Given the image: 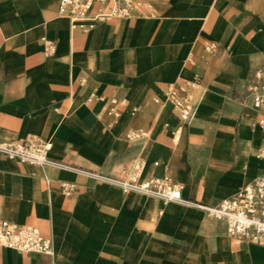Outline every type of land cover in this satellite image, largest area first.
<instances>
[{"label":"crops","instance_id":"1","mask_svg":"<svg viewBox=\"0 0 264 264\" xmlns=\"http://www.w3.org/2000/svg\"><path fill=\"white\" fill-rule=\"evenodd\" d=\"M59 1L0 0V143L50 142L52 162L0 154V219L37 228L54 250L0 245V264H264V244L190 203L218 206L264 176V112L249 94L263 82L264 0H133L131 17L89 31L59 16ZM170 86L188 91L194 119L180 121ZM137 159L142 179L181 184L187 202L86 175L122 177Z\"/></svg>","mask_w":264,"mask_h":264},{"label":"built area","instance_id":"2","mask_svg":"<svg viewBox=\"0 0 264 264\" xmlns=\"http://www.w3.org/2000/svg\"><path fill=\"white\" fill-rule=\"evenodd\" d=\"M96 6L97 9L93 12ZM138 6L133 0H60L58 13L59 16L70 20L74 28L79 27L82 31H89L99 22L131 17ZM54 51L55 45L47 42V53L51 55ZM257 77L263 79V82L259 86L250 87L249 94L252 96L254 108L264 112V73L258 72ZM186 88L192 89L194 84L188 83ZM167 96L182 123L195 118L196 110L188 91L170 86L167 89ZM259 127L264 131V117L260 120ZM179 133L178 130L175 141L179 140ZM50 150V142L35 137L18 142L0 143V154L11 160L40 167L52 164L49 157ZM258 157L264 161V149L258 153ZM158 165V162L154 163V166ZM145 167L144 160L137 159L131 170L122 177L96 172H86V175L96 182L120 188L124 193H139L157 198L164 205L187 202L182 197L181 184L161 177L142 179ZM60 185L66 196H72L77 189L75 184L68 182H61ZM190 203L210 217L226 222L230 235L254 244H264V176L235 196L223 200L218 206ZM0 245L28 254L52 256L54 253L52 240L42 236L37 228L21 226L2 219H0Z\"/></svg>","mask_w":264,"mask_h":264}]
</instances>
